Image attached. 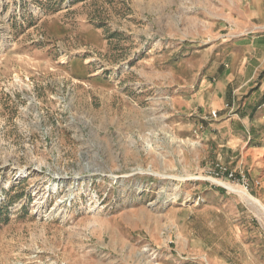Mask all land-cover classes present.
Returning a JSON list of instances; mask_svg holds the SVG:
<instances>
[{
	"label": "rangeland",
	"instance_id": "rangeland-1",
	"mask_svg": "<svg viewBox=\"0 0 264 264\" xmlns=\"http://www.w3.org/2000/svg\"><path fill=\"white\" fill-rule=\"evenodd\" d=\"M263 14L0 0V264H264V214L236 192L264 206V122L235 116Z\"/></svg>",
	"mask_w": 264,
	"mask_h": 264
},
{
	"label": "crops",
	"instance_id": "crops-1",
	"mask_svg": "<svg viewBox=\"0 0 264 264\" xmlns=\"http://www.w3.org/2000/svg\"><path fill=\"white\" fill-rule=\"evenodd\" d=\"M254 18L258 20L259 17L256 15ZM260 20L259 24H253L255 30L248 37L247 43H243L240 47L242 50L241 56L246 60V63L239 69L238 74L240 76L238 77L236 91L238 90V96L244 94L247 90L252 91V93L246 102V105L248 103L246 109L242 110L241 113H236L235 116L237 118H239V114L244 116V113L249 110V117L252 113H255L257 120L264 122V18ZM244 90L245 92H243ZM233 102L234 108L236 106L235 100ZM252 104L253 107H251ZM244 117L242 120L245 124L246 121H249V118ZM253 131L255 130L253 129Z\"/></svg>",
	"mask_w": 264,
	"mask_h": 264
},
{
	"label": "bare ground",
	"instance_id": "bare-ground-1",
	"mask_svg": "<svg viewBox=\"0 0 264 264\" xmlns=\"http://www.w3.org/2000/svg\"><path fill=\"white\" fill-rule=\"evenodd\" d=\"M228 189L230 190H236V189H233V187L231 186H227ZM236 192L246 201L252 203V204H255V205H258L259 208L261 209V211L263 212L264 214V206L256 199L250 197V195H247L246 193L242 192V191H239V190H236Z\"/></svg>",
	"mask_w": 264,
	"mask_h": 264
},
{
	"label": "built area",
	"instance_id": "built-area-1",
	"mask_svg": "<svg viewBox=\"0 0 264 264\" xmlns=\"http://www.w3.org/2000/svg\"><path fill=\"white\" fill-rule=\"evenodd\" d=\"M212 116H213V118H217L218 117V112L217 111H214L213 113H212Z\"/></svg>",
	"mask_w": 264,
	"mask_h": 264
}]
</instances>
